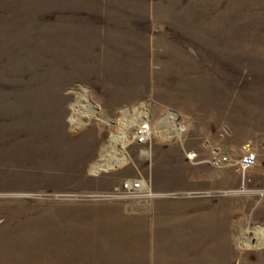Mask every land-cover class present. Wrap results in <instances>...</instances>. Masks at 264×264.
Masks as SVG:
<instances>
[{
  "label": "rangeland",
  "instance_id": "1",
  "mask_svg": "<svg viewBox=\"0 0 264 264\" xmlns=\"http://www.w3.org/2000/svg\"><path fill=\"white\" fill-rule=\"evenodd\" d=\"M263 139L264 0H0V264H264Z\"/></svg>",
  "mask_w": 264,
  "mask_h": 264
},
{
  "label": "built area",
  "instance_id": "2",
  "mask_svg": "<svg viewBox=\"0 0 264 264\" xmlns=\"http://www.w3.org/2000/svg\"><path fill=\"white\" fill-rule=\"evenodd\" d=\"M124 108H127L131 113L134 111L135 108H137V113H143V116L140 117L138 122H135L136 124H134L135 126L133 134L131 136L133 141H135L136 143L145 144L151 141L153 139L156 124L161 130L166 131V134H163L165 138L181 137L187 131V125L184 121V117L177 110L170 108L166 109L161 115L160 120L154 124L149 111V107L146 104L141 103L135 106V108L133 109H131V107L129 106ZM262 145L264 146V139L262 141ZM188 157L191 160H195L198 157V154L197 152L192 151L188 153ZM209 161L215 166H222L224 164L230 163L231 157L226 152H222L220 148H215L212 151V156ZM257 161L258 153L254 149L244 146L243 154L240 159L237 160V164H239L242 169H247L254 166ZM141 182V180H126L122 186V191H124L125 194H134V196H140L142 191H144V195L146 196L153 195L152 189H146V187L140 184Z\"/></svg>",
  "mask_w": 264,
  "mask_h": 264
},
{
  "label": "bare ground",
  "instance_id": "3",
  "mask_svg": "<svg viewBox=\"0 0 264 264\" xmlns=\"http://www.w3.org/2000/svg\"><path fill=\"white\" fill-rule=\"evenodd\" d=\"M136 109L137 108H135L132 113L129 112V110L127 108H124L122 110L123 111V113H122L123 114L122 115V118L123 119L121 120V128L118 125L117 128L118 129L120 128V129L117 130V132L114 131V133L112 134L111 144L116 145L119 141H121V142H124L123 148L125 147V142L129 141L128 134L126 133V130H125L126 126H129L130 124H133V125L136 124L134 122H138V120L140 119V117L143 116V113L142 112H141V114L140 113H137L136 112ZM126 116L127 117L129 116V118L126 119L127 118ZM129 119L134 120V122L130 121ZM119 122H120V120H119ZM163 131L166 133L165 130H163ZM110 165H108V166H110ZM99 166L104 167V168L105 167H108V166L104 165V163L103 164H100ZM251 234H249V233L247 234V238H248L247 244L251 245L252 240H256V243L257 244L264 243V241H263V238H264L263 237L264 236V225H258L254 229V231H251Z\"/></svg>",
  "mask_w": 264,
  "mask_h": 264
}]
</instances>
